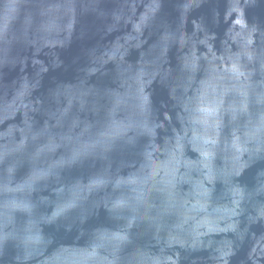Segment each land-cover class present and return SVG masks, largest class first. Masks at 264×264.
Returning a JSON list of instances; mask_svg holds the SVG:
<instances>
[{
	"label": "water",
	"instance_id": "obj_1",
	"mask_svg": "<svg viewBox=\"0 0 264 264\" xmlns=\"http://www.w3.org/2000/svg\"><path fill=\"white\" fill-rule=\"evenodd\" d=\"M0 264H264V0H0Z\"/></svg>",
	"mask_w": 264,
	"mask_h": 264
}]
</instances>
